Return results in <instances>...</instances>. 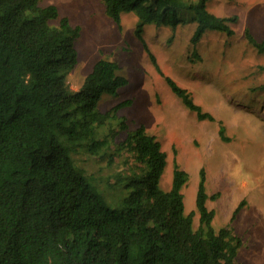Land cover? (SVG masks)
Here are the masks:
<instances>
[{
    "label": "trees",
    "instance_id": "obj_1",
    "mask_svg": "<svg viewBox=\"0 0 264 264\" xmlns=\"http://www.w3.org/2000/svg\"><path fill=\"white\" fill-rule=\"evenodd\" d=\"M43 1L0 0V264H239L240 237L229 225H212L204 169L193 226L195 214L185 212L181 192L188 172L174 159L164 187L167 156L160 140L142 124L128 129L117 113L132 100L100 109L105 94L116 95L127 84L118 62L100 57L78 89L69 86L80 27ZM207 1L101 0L117 25L121 13L136 15L135 34L161 75L143 28L175 30L195 22L193 45L207 31L232 35L237 15L217 16ZM245 36L264 52V38L255 40L247 29ZM163 78L199 119H212L185 88ZM120 132L124 138L115 144ZM219 133L228 139L223 126ZM105 149L109 162L115 154H130L134 165L128 174L97 175L76 163L79 150L103 157ZM99 181L123 195L107 199ZM238 211L237 206L231 220Z\"/></svg>",
    "mask_w": 264,
    "mask_h": 264
},
{
    "label": "rangeland",
    "instance_id": "obj_2",
    "mask_svg": "<svg viewBox=\"0 0 264 264\" xmlns=\"http://www.w3.org/2000/svg\"><path fill=\"white\" fill-rule=\"evenodd\" d=\"M43 3L56 6L60 16L80 27L77 62L67 77L70 86L81 85L100 57L116 60L127 84L116 95L105 94L100 109L106 111L130 98L131 104L117 113L126 119L128 129L142 124L160 140L167 156L161 184L169 187L174 159L189 174L181 192L185 212L195 214L193 226L198 222L195 197L203 168L209 196L206 206L214 210L213 227L229 225L240 237L239 264H264V52L245 36L247 29L255 40L264 38V0H208L210 12L235 14L238 19L231 24L232 35L207 31L195 45L190 42L195 22L180 23L175 30L146 25L141 36L164 75L151 63L135 34L134 14L121 13L117 25L101 0ZM164 76L185 88L212 119H199L185 107ZM221 126L227 140L220 137ZM123 138L120 132L112 140L116 144ZM104 151L101 157L79 150L76 163L97 175L129 173L134 165L129 153L115 154L109 162ZM99 182L107 199H118L124 193L118 186L108 190ZM212 194L217 195L210 198ZM237 206L239 211L231 220Z\"/></svg>",
    "mask_w": 264,
    "mask_h": 264
},
{
    "label": "clouds",
    "instance_id": "obj_3",
    "mask_svg": "<svg viewBox=\"0 0 264 264\" xmlns=\"http://www.w3.org/2000/svg\"><path fill=\"white\" fill-rule=\"evenodd\" d=\"M128 13H132V12H128ZM132 14H134V13H132ZM135 15V14H134ZM136 16V15H135ZM136 19H137V17H136ZM149 25V24H148ZM168 27H170V26H168ZM171 28V27H170ZM79 38H80V35H79ZM77 42V41H76ZM76 45V44H75ZM77 48V47H76ZM93 66V65H92ZM74 68V67H73ZM72 68V69H73ZM92 68V67H91ZM91 70V69H90ZM71 72V71H70ZM70 72H69V74H70ZM68 74V75H69ZM68 77V76H67ZM68 81V80H67ZM69 84V83H68ZM69 86H70V84H69ZM80 86V85H79ZM79 86L76 88V89H78L79 88ZM71 87V86H70ZM72 88V87H71ZM72 89H74V88H72ZM75 90V89H74ZM121 101V100H120ZM119 102V101H118ZM115 105V104H114Z\"/></svg>",
    "mask_w": 264,
    "mask_h": 264
}]
</instances>
